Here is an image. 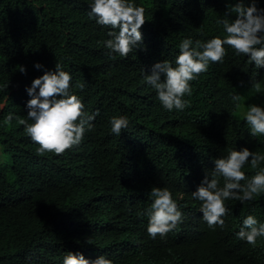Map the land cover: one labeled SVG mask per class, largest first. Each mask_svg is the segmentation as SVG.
I'll use <instances>...</instances> for the list:
<instances>
[{
	"label": "trees",
	"instance_id": "obj_1",
	"mask_svg": "<svg viewBox=\"0 0 264 264\" xmlns=\"http://www.w3.org/2000/svg\"><path fill=\"white\" fill-rule=\"evenodd\" d=\"M135 1L153 12L156 24L174 16L162 11L168 8L165 0ZM91 3L0 0V264H56V257L67 246L80 244L85 238L100 242L117 264H238L228 260L231 256L224 248L213 246L217 238H207L211 231L203 228L190 246L153 239L143 230L135 194L122 193L116 184L106 200L90 204L89 192L81 189V181L97 183V175L90 170L99 163L98 153L107 137L117 144L126 139L142 150L138 157L134 153L132 169L126 170V185L136 193L154 184L173 191L168 178L159 174L202 165L206 155L222 158L230 147L247 145L250 151L264 153V136H257L256 142L249 138L240 106L223 92L228 76L239 73L251 100L264 108V68H257L246 56L229 52L222 62L208 66L190 81V101L208 96L206 123L181 127L173 114L167 122L169 110L159 106L157 93L152 94L144 82L142 70L165 59L175 66L179 49L173 35H158L155 28L146 27L138 52L116 56L104 45L107 30L90 20L94 17L89 15ZM73 41L78 52H69L67 42ZM37 63L40 68L35 67ZM56 63L72 77L70 93L80 97L88 114H97L92 130L84 133V144L82 140L62 155H41L36 152L39 145L18 120L27 118L26 103L31 97L26 89L45 71H55ZM78 83L85 87L78 88ZM256 85L261 92H256ZM10 112L14 118L5 123ZM113 116H125L129 121L119 136L110 133ZM34 170L42 171L46 181L37 178ZM255 171L258 169L245 165L249 179ZM172 195L184 210L185 225L192 227L197 205L190 188ZM243 203L247 211L263 216L264 223V194ZM12 213H20L34 224L15 223L6 215ZM214 232L227 234L225 230ZM119 245L123 246L116 254L114 248ZM238 262L244 264L239 258ZM255 264H264V254Z\"/></svg>",
	"mask_w": 264,
	"mask_h": 264
},
{
	"label": "clouds",
	"instance_id": "obj_2",
	"mask_svg": "<svg viewBox=\"0 0 264 264\" xmlns=\"http://www.w3.org/2000/svg\"><path fill=\"white\" fill-rule=\"evenodd\" d=\"M165 1L168 8L162 11L174 13L167 22L156 24L153 12L135 0H92L89 15L94 17L90 20L107 30L105 47L121 57L138 52L136 49L141 45L146 27L155 28L158 35H173L179 49L175 66L166 59L154 61L150 63L152 68L149 64L143 68L142 77L151 87L152 94L157 93L162 104L159 106L169 110L165 115L167 122L173 114L176 125L181 127L201 121L206 123L204 101L209 102L208 96L190 101V81L206 72L208 66L222 62L229 52L246 56L257 68H264V0ZM67 43L69 52H78L74 41ZM35 67L41 65L37 63ZM19 70L25 71L22 66ZM71 79L63 66L56 63L55 71H45L26 89L31 97L26 103L27 118L19 119L18 123L39 145L38 154L62 155L82 140L84 144L85 131L93 128L92 121L97 113L88 114L80 97L70 93ZM77 87L83 89L85 85L78 83ZM255 90L261 92L259 85ZM223 92L227 97L232 96L237 107L240 106L249 138L256 142L257 136H264V108L251 100L239 73L228 76ZM13 118L14 114L10 112L5 123H10ZM128 124L125 116H113L109 121L110 133L119 136ZM115 141L107 137L105 146L98 153L99 163L90 170L97 175V183L88 179L81 181V189L89 192L90 204L106 200L117 184L122 193L135 194L134 202L141 207L139 219L143 230L153 239L166 244L179 241L190 246L191 239L203 228L211 231L207 238H217L213 246L224 248L232 262L240 264L239 258L244 264H255L264 254L263 216L247 211L243 203L264 194V153L250 151L252 148L247 145L230 147L222 158L206 155L202 165L159 174L168 178L173 191L154 184L148 190L136 193L126 185L129 179L126 170L132 169L134 153L138 157L142 150L126 139H120L119 144ZM138 164L142 167L141 159ZM245 165L258 169L250 179L245 175ZM34 173L41 181H46L42 171L34 170ZM185 188H190L191 198L197 205L196 214H193L196 223H192V227L185 225L184 210L178 207L172 195ZM6 215L18 224H34L20 213ZM217 230H225L227 234L214 232ZM122 246L115 247L114 253H119ZM55 260L56 264H117L111 253L91 238L67 246Z\"/></svg>",
	"mask_w": 264,
	"mask_h": 264
},
{
	"label": "bare ground",
	"instance_id": "obj_3",
	"mask_svg": "<svg viewBox=\"0 0 264 264\" xmlns=\"http://www.w3.org/2000/svg\"><path fill=\"white\" fill-rule=\"evenodd\" d=\"M148 66L152 68L153 64H149ZM204 105H205V115H204V117L208 120V117H209V109H208L209 108V102L207 100H205L204 101Z\"/></svg>",
	"mask_w": 264,
	"mask_h": 264
}]
</instances>
